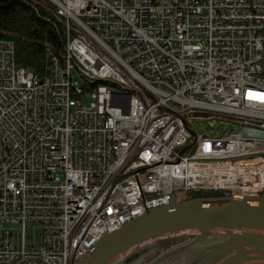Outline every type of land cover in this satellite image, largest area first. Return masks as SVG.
Instances as JSON below:
<instances>
[{"label": "built area", "instance_id": "1", "mask_svg": "<svg viewBox=\"0 0 264 264\" xmlns=\"http://www.w3.org/2000/svg\"><path fill=\"white\" fill-rule=\"evenodd\" d=\"M50 1L46 77L0 39V264H72L192 192L264 197V0Z\"/></svg>", "mask_w": 264, "mask_h": 264}, {"label": "water", "instance_id": "2", "mask_svg": "<svg viewBox=\"0 0 264 264\" xmlns=\"http://www.w3.org/2000/svg\"><path fill=\"white\" fill-rule=\"evenodd\" d=\"M190 231H199L197 238L168 248L151 262L139 258L130 264H165L175 258L180 264H264V197H173L169 204L105 233L89 255L72 264H129L125 260L154 239ZM220 231L225 238L201 242Z\"/></svg>", "mask_w": 264, "mask_h": 264}, {"label": "trees", "instance_id": "3", "mask_svg": "<svg viewBox=\"0 0 264 264\" xmlns=\"http://www.w3.org/2000/svg\"><path fill=\"white\" fill-rule=\"evenodd\" d=\"M50 7L33 0H0V39L11 41L18 65L46 77L50 69L49 49L52 55L64 59L67 55L66 26ZM106 84L99 81L96 86ZM95 85V84H94ZM221 191L192 192L186 199L223 197ZM139 254L129 259L133 262Z\"/></svg>", "mask_w": 264, "mask_h": 264}, {"label": "rangeland", "instance_id": "4", "mask_svg": "<svg viewBox=\"0 0 264 264\" xmlns=\"http://www.w3.org/2000/svg\"><path fill=\"white\" fill-rule=\"evenodd\" d=\"M38 2H40L41 4H44L47 7H50L51 9H54L56 6L53 4V2H51L50 0H36ZM78 79L82 82V80L78 77ZM82 103L84 105H89L91 104L94 99L90 96V95H86L82 97ZM227 121L223 124H220L218 121H215L214 126H211V123H206V124H197L196 122H194V130L200 135L203 133H208L211 132L213 133L215 136L218 135H223V134H228L230 129H231V125H233L230 121L228 120H233L234 118H226ZM7 227H13L15 233H17L19 231L20 226L19 225H7ZM199 231H190L188 233L185 234H178L175 236H167V237H161V238H157L154 239L152 242L145 244L144 247H142V249H140L139 253H144L148 250L151 249V251L147 254L149 256V258L152 260H154L157 256H159L162 252H164L165 250H167L170 247H174L176 245H180L182 243L191 241L195 238H197ZM224 236H226L224 234L223 231H220L219 233L215 234V233H211L206 235L205 238H203L201 240L202 243H207V242H215V241H219L223 238H225ZM131 251V250H130ZM128 251V252H130ZM146 255V254H145ZM125 256V255H123ZM128 260V259H127ZM127 260H125V263H127ZM174 259H169L165 262V264H169L171 261H173ZM230 259H228L229 261ZM136 261V260H135ZM134 262V261H133ZM132 263V262H131ZM223 264V263H221Z\"/></svg>", "mask_w": 264, "mask_h": 264}, {"label": "bare ground", "instance_id": "5", "mask_svg": "<svg viewBox=\"0 0 264 264\" xmlns=\"http://www.w3.org/2000/svg\"><path fill=\"white\" fill-rule=\"evenodd\" d=\"M106 85V84H104ZM88 203H91V189L90 187H83L81 193L74 194L73 196V205L74 206H85ZM146 213H141V215H144ZM137 218V217H135ZM133 219H127L126 223L132 221ZM125 223V224H126ZM125 224H117L116 227H112V230H108V232H113L124 226ZM102 237H96V242L90 247L89 254L91 253V250L94 248L96 243L101 239Z\"/></svg>", "mask_w": 264, "mask_h": 264}, {"label": "flooded vegetation", "instance_id": "6", "mask_svg": "<svg viewBox=\"0 0 264 264\" xmlns=\"http://www.w3.org/2000/svg\"><path fill=\"white\" fill-rule=\"evenodd\" d=\"M151 251V249L150 250H148V251H146V252H144V253H139V252H137V253H135V254H133L130 258H132L133 256H135L136 254H139V256L135 259V260H137V259H141V261L140 262H142V263H148V262H151V259L149 258V256L147 255L149 252ZM146 254V255H145ZM130 258H128V260H127V263H129L128 261H129V259ZM134 260V261H135ZM177 263V264H180V263H182L183 261L181 260V259H179V258H175L174 259V261H172V262H170V263ZM169 263V264H170ZM130 264V263H129Z\"/></svg>", "mask_w": 264, "mask_h": 264}]
</instances>
